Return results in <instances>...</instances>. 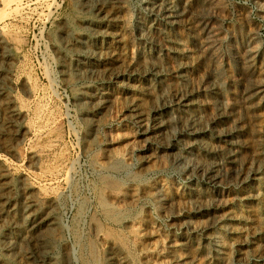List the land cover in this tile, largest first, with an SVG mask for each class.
<instances>
[{"label":"rangeland","instance_id":"1","mask_svg":"<svg viewBox=\"0 0 264 264\" xmlns=\"http://www.w3.org/2000/svg\"><path fill=\"white\" fill-rule=\"evenodd\" d=\"M112 1L0 0V264H264V0Z\"/></svg>","mask_w":264,"mask_h":264},{"label":"bare ground","instance_id":"2","mask_svg":"<svg viewBox=\"0 0 264 264\" xmlns=\"http://www.w3.org/2000/svg\"><path fill=\"white\" fill-rule=\"evenodd\" d=\"M11 1V0H10ZM20 1V0H19ZM94 0H80V5L82 6V7H84V8H86V9H88V8H90V3H92L91 4V6L94 4V5H96V6H98L99 5V7H97V9L98 10H102L101 8H103V7H101V4H99V1L100 0H96L95 1V3L93 2ZM103 1V0H102ZM172 1V0H171ZM107 2V1H106ZM111 2H113L112 0H111ZM110 2V3H111ZM117 2V1H116ZM119 2H121V1H119ZM75 3V2H74ZM118 3V2H117ZM116 3V4H117ZM5 4V3H4ZM3 4V5H4ZM128 4V3H127ZM8 5V4H7ZM93 5V6H94ZM113 5H114V3H113ZM10 6H12L11 4H10ZM19 6H21V5H19ZM16 8V7H15ZM94 8V7H93ZM166 8V7H165ZM172 8V7H171ZM95 9V8H94ZM107 9V8H106ZM169 11V10H168ZM173 11V10H172ZM106 12V11H105ZM77 13V12H76ZM98 13V12H97ZM103 13V12H102ZM87 14V13H86ZM106 14V13H105ZM176 14V13H175ZM173 15V14H172ZM83 17V16H82ZM84 17H86V16H84ZM116 17V16H115ZM120 17V16H119ZM96 18V17H95ZM79 19V18H78ZM89 20V19H88ZM87 20V21H88ZM86 21V20H85ZM120 21V20H119ZM60 22V21H59ZM78 22V21H77ZM82 22V21H81ZM92 22V21H91ZM120 23V22H119ZM90 24V23H89ZM62 26V25H61ZM86 26V25H85ZM97 26V25H96ZM103 26V25H102ZM67 28H69V27H67ZM81 28V27H80ZM97 28V27H96ZM84 29V28H83ZM100 29V28H99ZM59 30V29H58ZM67 30V29H66ZM95 30V29H94ZM93 30V31H94ZM104 30H106V28L104 29ZM103 30V31H104ZM87 31V30H86ZM108 31V30H107ZM127 31V30H126ZM166 31V30H165ZM168 31V30H167ZM191 31V30H190ZM102 32V31H101ZM132 33V32H131ZM102 34V33H101ZM109 34V33H108ZM105 35V34H104ZM110 35H112V34H110ZM142 35V34H141ZM195 35V34H194ZM61 37H62V35H61ZM90 38V37H89ZM65 39V38H64ZM94 39V38H93ZM163 39V38H162ZM166 39V38H165ZM198 39V38H197ZM66 40H67V38H66ZM84 40V39H83ZM68 41V40H67ZM71 41V40H70ZM77 41V40H76ZM5 42V41H4ZM97 42V41H96ZM95 42V43H96ZM78 43V42H77ZM87 43V42H86ZM7 44V43H6ZM8 44H9V42H8ZM59 44V43H58ZM65 44V43H64ZM91 44H92V41H91ZM66 45V44H65ZM72 45H73V43H72ZM79 45H80V43H79ZM56 46V45H55ZM81 46V45H80ZM85 46V45H84ZM87 46V45H86ZM52 47V46H51ZM112 47V46H111ZM61 48V47H60ZM83 48V47H82ZM88 48V47H87ZM115 48V47H114ZM74 49V48H73ZM84 49V48H83ZM149 49V48H148ZM17 50V49H16ZM61 50V49H60ZM72 50V49H71ZM88 50V49H87ZM90 50V49H89ZM109 50H111V49H109ZM63 51V50H62ZM61 52V51H60ZM59 52V53H60ZM103 53V52H102ZM195 53V52H194ZM57 54V53H56ZM63 54H65V53H63ZM70 54V53H69ZM73 54V53H72ZM112 55V54H111ZM110 54L108 55V56H111ZM59 56V55H58ZM93 56V55H92ZM67 57V56H66ZM69 57V56H68ZM144 57V56H143ZM158 58V57H157ZM95 59V58H94ZM112 59V58H111ZM117 59V58H116ZM72 60V59H71ZM138 60V59H137ZM62 61V60H61ZM63 61H65V60H63ZM62 61V62H63ZM111 61V60H110ZM68 62V61H67ZM76 62V61H75ZM20 63V62H19ZM61 63V62H60ZM83 63V62H82ZM135 63V62H134ZM143 63V62H142ZM190 63V62H189ZM68 64V63H67ZM69 64H71V62L69 63ZM84 64V63H83ZM82 64V65H83ZM86 64V63H85ZM66 65V64H65ZM88 65V64H87ZM90 65V64H89ZM150 65V64H149ZM183 65V64H182ZM71 66V65H70ZM76 66V65H75ZM81 65H78V66H76V68H74V69H71L70 71H71V74L73 73V72H80V70H81ZM94 67V66H93ZM96 67V66H95ZM100 67V66H99ZM84 68V67H83ZM82 68V71L83 70H86V68H84L83 69ZM89 68V67H88ZM92 68V67H91ZM108 68V67H107ZM106 68V69H107ZM130 69V68H129ZM174 69V68H173ZM65 70V69H64ZM63 70V71H64ZM88 70V69H87ZM113 70V69H112ZM60 71H62L61 69H60ZM68 71V70H67ZM70 71H68L69 73H70ZM95 72V71H94ZM65 73H67V72H64V74ZM260 73V72H259ZM5 74H7V73H5ZM70 74V75H71ZM80 74V73H79ZM82 74V73H81ZM85 74V73H84ZM92 74H93V72H92ZM141 74V73H140ZM18 75V74H17ZM63 75V74H62ZM61 75V76H62ZM108 75H109V73H108ZM188 75V74H187ZM64 76V75H63ZM84 76H86V75H84ZM67 77H69V76H67ZM89 77V76H88ZM183 77H184V75H183ZM62 78V77H61ZM7 79V78H6ZM24 79V78H23ZM65 79H67V78H65ZM74 79V78H73ZM85 79V78H84ZM181 79V78H180ZM262 79H263V77H262ZM62 80V79H61ZM209 80V79H208ZM68 81V80H67ZM66 81V82H67ZM63 82H64V80H63ZM185 82V81H184ZM75 83V82H74ZM84 83V82H83ZM77 84V83H76ZM32 86V85H31ZM31 88V87H30ZM69 88V87H68ZM93 88V87H92ZM212 88V87H211ZM83 89V88H82ZM84 89H86V88H84ZM74 90V89H73ZM87 90V89H86ZM90 91H91V89H90ZM93 91V90H92ZM84 93H86V92H84ZM83 91H81V92H77V94H76V96H77V101H78V103H79V108H80V106H83L82 104H84L85 102L83 101V99L82 98H84L83 97ZM96 93V92H95ZM137 93H138V91H137ZM156 93V92H155ZM87 94V93H86ZM86 94H84V95H86ZM88 95H90V94H88ZM97 95V94H96ZM185 95V94H184ZM94 96V95H93ZM98 97V96H97ZM102 98V97H101ZM88 100V99H87ZM95 100V99H94ZM90 101V100H89ZM98 101V100H97ZM87 102V101H86ZM43 103V102H42ZM73 103H75V102H73ZM77 103V104H78ZM95 103V102H94ZM86 104V103H85ZM84 104V105H85ZM98 104V103H97ZM75 105V104H74ZM77 106V105H76ZM89 106V105H88ZM160 106V105H159ZM129 107V106H128ZM83 108H84V106H83ZM92 108H94V107H92ZM96 109H97V107H96ZM87 110V109H86ZM92 110V109H91ZM193 110V109H192ZM14 111H15V109H14ZM81 111V110H80ZM10 112V111H9ZM84 112V111H83ZM134 112V111H133ZM15 113H17V112H15ZM81 113V112H80ZM198 113V112H197ZM131 114V113H130ZM91 116V115H90ZM167 116V115H166ZM191 116V115H190ZM88 119H90V118H88ZM193 120V119H192ZM180 121V120H179ZM181 122V121H180ZM29 123V122H28ZM91 123V122H90ZM191 124V123H190ZM196 124V123H195ZM43 125V124H42ZM201 125V124H200ZM140 127V126H139ZM198 128V127H197ZM27 134V133H26ZM152 134V133H151ZM166 135V134H165ZM38 136V135H37ZM86 139V138H85ZM88 140V139H87ZM193 140V139H192ZM86 143V142H85ZM188 144V143H187ZM28 146V145H27ZM51 146V145H50ZM9 147V146H8ZM30 147V146H29ZM42 148V147H41ZM33 152V151H32ZM35 152V151H34ZM36 155H38V154H36ZM35 155V156H36ZM12 166V165H11ZM202 167V166H201ZM52 172V171H51ZM64 176V175H63ZM213 177V176H212ZM50 180V179H49ZM42 182H43V180H42ZM38 184V183H37ZM30 188V187H29ZM28 189V188H27ZM40 190V189H39ZM26 191V190H25ZM193 193V192H192ZM10 194V193H9ZM32 197H33V195H31ZM32 199V198H31ZM43 199V198H42ZM30 201V200H29ZM24 202V201H23ZM27 202V201H26ZM190 202V201H189ZM33 203V202H32ZM37 203V202H36ZM23 206H24V204H23ZM1 208V207H0ZM24 208V207H23ZM83 209V208H82ZM25 210H26V208H25ZM27 211V210H26ZM29 211H30V209L28 210V214H29ZM24 212V211H23ZM25 213V212H24ZM36 215V214H35ZM200 215V214H199ZM83 218V217H82ZM8 219H9V217H8ZM47 219V218H46ZM14 220V219H13ZM37 220V219H36ZM95 220V219H94ZM53 223V222H52ZM30 224V223H29ZM49 224V223H48ZM79 224V223H78ZM97 227V226H96ZM32 229V228H31ZM80 230V229H79ZM27 231V230H26ZM2 232V231H1ZM31 232V231H30ZM32 232H34V231H32ZM23 234V233H22ZM33 234V233H32ZM25 235V234H24ZM51 235V233L49 234V236ZM34 236H35V234H34ZM27 237V236H26ZM33 237V236H32ZM47 237V236H46ZM23 238V237H22ZM24 239V238H23ZM29 239V238H28ZM22 240V239H21ZM32 241V240H31ZM51 241V240H50ZM78 244V243H77ZM22 245V244H21ZM16 246V245H15ZM36 246H37V244H36ZM9 250V249H8ZM17 251V250H16ZM75 251V250H74ZM14 254V253H13ZM19 254V253H18ZM27 254V253H26ZM74 258H75V260H77L78 258L76 257V256H74ZM18 260H20V259H18ZM73 260V259H72ZM23 261V260H22ZM6 262V261H5Z\"/></svg>","mask_w":264,"mask_h":264}]
</instances>
